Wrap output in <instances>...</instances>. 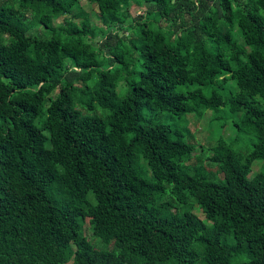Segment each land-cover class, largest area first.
Masks as SVG:
<instances>
[{
    "label": "trees",
    "instance_id": "1",
    "mask_svg": "<svg viewBox=\"0 0 264 264\" xmlns=\"http://www.w3.org/2000/svg\"><path fill=\"white\" fill-rule=\"evenodd\" d=\"M86 1L0 0V264H264V0ZM225 105L216 182L155 112Z\"/></svg>",
    "mask_w": 264,
    "mask_h": 264
},
{
    "label": "rangeland",
    "instance_id": "2",
    "mask_svg": "<svg viewBox=\"0 0 264 264\" xmlns=\"http://www.w3.org/2000/svg\"><path fill=\"white\" fill-rule=\"evenodd\" d=\"M131 15L135 16L142 11V8L137 6H132ZM97 7L95 4L89 3L86 0H81L80 5L73 9L74 17L70 15L62 16L54 20L55 24L62 21L64 17L72 18L76 23H79L81 19L87 17L90 25L96 26L99 24L97 20ZM34 31L38 33L41 32V28L37 26ZM136 56H134L135 58ZM197 84H181L175 87L177 92H186L188 90H193L197 88ZM221 93H229L232 91L230 85H226L223 89L217 86ZM234 87V86H233ZM116 91L119 96L124 94L123 83L118 82L116 85ZM255 101L264 102L260 97H255ZM97 111L100 114H103L100 108H97ZM193 111L186 114H173L165 111H156L157 120L169 124L172 128L180 130L184 135V139L188 142L195 144V149L190 157V160L184 159L182 165L185 167L194 168V166L200 164L198 161V156L203 160L202 172L208 176L209 179L213 181L222 180V174L218 173L217 167L215 164L210 163L206 160V156L209 155L207 150L210 146H213L219 138H223L229 144L232 143V147L237 151H244L254 139L251 135L245 132H240L236 128V122L238 119V114H232L228 107L220 106L219 108L213 109L208 108L201 110L200 115H196ZM260 168V161H255L253 163L252 169L253 172L257 171ZM193 169H191L192 171ZM196 208L193 210L196 215L204 219V215L198 205H195ZM84 234L96 247L102 249H112V243L104 244L99 239H96L92 235L89 224L86 222L84 224ZM246 260V257L243 258ZM197 264H201L199 261Z\"/></svg>",
    "mask_w": 264,
    "mask_h": 264
}]
</instances>
